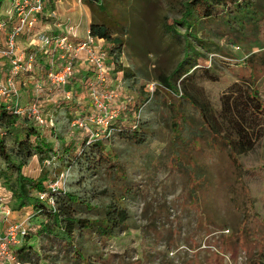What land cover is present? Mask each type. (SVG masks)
<instances>
[{"label": "rangeland", "instance_id": "rangeland-1", "mask_svg": "<svg viewBox=\"0 0 264 264\" xmlns=\"http://www.w3.org/2000/svg\"><path fill=\"white\" fill-rule=\"evenodd\" d=\"M185 1L98 0V4L88 6L84 0H47L42 15L46 19L38 23L42 28L48 27L45 31L51 35H58L52 33L57 27L64 26L63 32L73 27L78 40L86 39L91 23L102 24L109 28L113 38L121 40L117 61L111 53L113 44L105 42L110 64L114 66L109 72L112 83L106 90L118 89V98L110 102V111L117 109V124L121 122L119 119L124 126L139 123L137 130L144 141L140 146L115 133L108 137L109 149L117 155L134 187V195L125 201L132 225L103 245L94 240L96 253H102L103 260L98 264H251L257 252L264 250V123H261L264 121L250 123L249 113L238 114L247 123L253 147L236 156L240 167L237 168L228 147L224 146L225 140L218 134H210L201 119V114L207 115L212 133L232 139L236 130L227 120L223 99L232 92L253 88L264 102V47L259 33L264 4L260 3L255 13L249 15L252 18L246 17L243 22L231 14L230 19L234 20L231 25L227 20L200 22L187 30L179 22ZM10 4L11 0H4L0 14ZM5 37V32H0L1 46ZM23 37L18 41H25ZM187 41L191 44L189 49ZM8 68V63L1 61V81L5 80ZM125 71L129 74L124 79ZM203 71H208L215 81L209 80ZM186 72L191 75L186 79L193 77L195 86L180 83ZM27 78L19 77L20 83L26 84L18 86L22 107L35 96ZM168 78H172L169 86L165 82ZM70 86L77 97L85 90L83 85L78 90L77 85ZM51 95L47 101L48 96H41L42 110L44 114L55 115L60 96ZM81 97V106L67 104L65 108L75 113L81 112L79 107H85L82 116L86 117L91 111L86 90ZM128 101L129 106L123 110V103ZM137 103L140 106L136 108ZM5 106L0 100V112ZM18 118L14 130L3 136L8 150L24 138L25 128L41 132L54 151L62 148L63 144L54 138L50 128H39L25 115ZM175 122L181 123L187 132V136L184 134L177 141L172 135ZM111 124L106 127L109 129ZM81 125H76L77 128L70 125L65 145L72 142L80 150L90 132L98 130L93 120ZM173 151H177L176 161L171 160ZM0 167L6 169L1 157ZM54 167V159L41 163L33 157L22 170L32 178H37L41 170L51 173L46 187L52 182L62 186L61 174H65L68 189L69 173L56 175L58 170ZM105 184L94 182L95 193ZM9 195L0 181V234L3 236L11 226L24 224L36 235L35 224L31 222L34 211L30 208L12 211ZM7 210L9 215L5 213ZM40 241L41 238L33 236L27 243L42 254ZM82 245L87 248L92 243L83 241ZM16 246L9 247L7 252ZM45 253L50 256V263L33 260L31 264H53V261L74 264L70 258L72 252L58 241ZM0 261V264H20L2 257Z\"/></svg>", "mask_w": 264, "mask_h": 264}, {"label": "trees", "instance_id": "trees-1", "mask_svg": "<svg viewBox=\"0 0 264 264\" xmlns=\"http://www.w3.org/2000/svg\"><path fill=\"white\" fill-rule=\"evenodd\" d=\"M84 1L88 6L98 4V0ZM3 3L4 0H0V7ZM255 5L256 0H187L182 4L179 22L184 26L186 25L187 30L200 22L209 24L217 23L218 20H227L226 22L231 25L234 23V20L230 19L231 14H234V18L239 22H243L246 17L252 18L249 15L255 13ZM259 24L262 47H264V17L260 18ZM89 33L94 38L111 42L113 44L111 53L117 61L120 54L117 52L121 47V40L113 38L109 28L102 24L91 23ZM189 47L191 44L187 41L186 48L189 49ZM189 72H186L183 79L180 78L182 86L187 84L195 86L196 81L193 77L186 79L191 76ZM203 73L208 74L209 80L215 81L208 71H203ZM128 74L129 71H125L124 79L127 78ZM171 79L168 78L165 81L167 86H169ZM70 88L69 85L66 90H70ZM185 95L187 96V94ZM258 96L259 93L250 88L247 91L232 92L223 99L226 104L225 111L229 116L227 120L233 124L236 130L232 139L224 138L221 133H212L208 116L201 114L204 128L210 134H218L225 140L224 146L228 147L231 161L237 168L240 167L236 156H241L253 147V138L246 129L247 123L238 114L241 111L249 113L251 116L250 123L252 120L256 123L257 121H264V102ZM183 97L185 96L183 95ZM192 103L195 102L192 101ZM70 104H74L75 107L77 105L74 102ZM66 106L61 104L53 117L54 129L51 132L54 138L63 144L58 151H54L52 144L34 128H29V130L25 128L23 130L26 131L24 138L17 140L14 147L8 150L3 136L14 130L19 118L9 114L4 109L0 112V157L6 167L5 170L0 167V181L10 194L8 199L11 200L12 211H21L27 208L34 211L32 219L29 218L28 220L31 219V222L33 221L35 224L34 232L36 235H32L33 231L29 232L30 229L26 227V236L21 238L22 241L20 240L12 251L16 261L20 264H31L33 260H49L50 256L45 253V250L50 249L56 241L60 242L65 249H69V252H72L70 258L74 264H98L103 259L102 253H96L98 247L94 244V240L103 245L104 241L113 239L122 232L131 229V214L125 205V201L134 195V187L128 181L124 168L117 160V155L112 149H109V139L96 141L87 147H84L82 143L80 150L72 142L65 145L66 135L70 130L72 119L77 113H72L73 111H69L65 108ZM137 106H140V103H137L136 108ZM83 108H78L81 113ZM133 120L138 122V120ZM119 121L121 122L115 126L117 129L115 134L131 144L142 146L144 138L142 133L137 130L139 123L124 126L122 125L123 121L121 119ZM186 133L185 127L181 123L175 122L172 129L175 141ZM176 156H178L177 151H173L171 160L176 161ZM33 157H37L41 163L54 159V170H58L56 175L64 171L69 173V188L52 195V204L48 201H42L38 197L39 193L48 192L46 182L51 177V173L41 170L37 178L23 174L22 169ZM92 177L97 179L89 181ZM94 182L99 184L106 182V184L103 189L95 193L97 187L94 186ZM96 194L101 197L98 198ZM245 218L246 215H244V220ZM33 236L41 238L39 245L43 250L42 254L38 253L33 245L27 243ZM83 241H90L91 247H84ZM90 250H94V253ZM262 261H264V250L257 252L256 258L251 264H262ZM48 262L50 263V260ZM53 264H60V261H53Z\"/></svg>", "mask_w": 264, "mask_h": 264}, {"label": "built area", "instance_id": "built-area-1", "mask_svg": "<svg viewBox=\"0 0 264 264\" xmlns=\"http://www.w3.org/2000/svg\"><path fill=\"white\" fill-rule=\"evenodd\" d=\"M46 1L11 0L9 7L0 14V32H5L6 36L4 45H0V75L1 61L9 65L5 80H0V100L5 103V110L9 114L25 115L26 119L39 128L52 130L54 114H44L41 96L50 94L47 101L51 94H58L60 105L74 102L81 106V96L86 90L90 114L85 117L81 112L79 114L77 112L72 119L71 127L86 125L89 120H93L96 124L94 127L98 130L90 132L87 140L84 141L83 146L87 147L96 141L108 139L110 134H114L117 130L115 121L119 118L118 111L117 109L110 111V102L118 98V89L106 90V87L111 86L112 83L109 72L114 70L108 55L109 47L105 45V40L90 36L89 31L86 39L78 40L73 27H68L67 32L58 35L36 32ZM22 36L33 37L26 45L30 50L27 54L18 46V40ZM22 75L28 77L35 93L32 101L25 107L21 105L18 91L19 84L26 85L25 82L19 81ZM71 84L77 85L76 90L83 85L84 93L77 97L71 89L66 90ZM54 103L56 104V101ZM123 104L124 109H122L125 110L130 103L128 101ZM109 122L113 124L108 129L106 125ZM61 176L62 186L52 182L47 186L48 192L38 194L42 201L52 204L51 196L59 191H65L66 177L65 174ZM5 213L9 215L10 211L7 210ZM26 234L24 224L11 226L3 236L0 234V255L1 253L3 255L0 257L15 262L12 251L9 253L7 250L11 246L18 245L19 239Z\"/></svg>", "mask_w": 264, "mask_h": 264}, {"label": "crops", "instance_id": "crops-1", "mask_svg": "<svg viewBox=\"0 0 264 264\" xmlns=\"http://www.w3.org/2000/svg\"><path fill=\"white\" fill-rule=\"evenodd\" d=\"M258 1H260V2L258 3ZM260 3L264 4V0H256L255 8H256V7H259V4H260ZM85 7H86V6H85ZM86 9H87V11H85V12H86L85 15H86V17H88V16H89V13H88V7H86ZM258 9H259V8H258ZM70 11H71V10H69L68 13H70ZM73 14H75V13L73 12ZM43 16H44V15H43ZM80 18H81V17H80ZM43 19H46V18H43V17H42V19H40V21L43 20ZM40 21H39V22H40ZM88 23H89V21H88ZM39 24H40V23H39ZM39 24H38V25H39ZM38 25H37L36 32H38V33H46L45 30L48 29V27H45V28L43 27V28H42V27H40V26H38ZM55 27H57V26H55ZM63 27H64V26H61V27H57V28H55L56 31H53V30H52V33L55 32L56 34H57V33L60 34L61 31L63 30ZM53 28H54V27H53ZM62 32H63V31H62ZM46 34H48V33H46ZM52 35H54V34H52ZM23 39H24L25 41H23V42H22V41H21V42L18 41V46L20 47L21 50H23V51L27 54L28 52H30V50L26 48V45H27L28 43H30V41L33 39V37H32V36H31V37H30V36H26V37L24 36Z\"/></svg>", "mask_w": 264, "mask_h": 264}]
</instances>
